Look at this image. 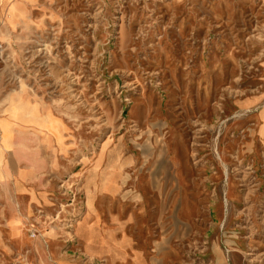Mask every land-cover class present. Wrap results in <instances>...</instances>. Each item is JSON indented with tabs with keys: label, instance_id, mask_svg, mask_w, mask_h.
<instances>
[{
	"label": "rangeland",
	"instance_id": "374dc122",
	"mask_svg": "<svg viewBox=\"0 0 264 264\" xmlns=\"http://www.w3.org/2000/svg\"><path fill=\"white\" fill-rule=\"evenodd\" d=\"M26 2L0 264H264V0Z\"/></svg>",
	"mask_w": 264,
	"mask_h": 264
},
{
	"label": "crops",
	"instance_id": "0c3cea01",
	"mask_svg": "<svg viewBox=\"0 0 264 264\" xmlns=\"http://www.w3.org/2000/svg\"><path fill=\"white\" fill-rule=\"evenodd\" d=\"M26 4V0H0V42L4 41L6 34L11 31L13 32L14 28L19 24V21L24 14ZM9 112H7L8 114L6 116L1 117L0 119L1 178L5 176L3 162L4 154L12 150H6L3 147L4 127L9 126L11 128V132L13 135L11 146L12 148H14L15 146H19L22 143L20 137L16 134V132H20V130H23L26 126L41 132L42 127L44 126L43 121L40 119V117L37 116V112L34 109H32L31 113L35 112L34 118L39 124H28L26 117H28L30 113H26L20 106H17L16 110L11 111V113L13 114L12 116H10Z\"/></svg>",
	"mask_w": 264,
	"mask_h": 264
},
{
	"label": "built area",
	"instance_id": "2783aa9c",
	"mask_svg": "<svg viewBox=\"0 0 264 264\" xmlns=\"http://www.w3.org/2000/svg\"><path fill=\"white\" fill-rule=\"evenodd\" d=\"M4 50V45L2 42H0V53Z\"/></svg>",
	"mask_w": 264,
	"mask_h": 264
},
{
	"label": "bare ground",
	"instance_id": "6f19581e",
	"mask_svg": "<svg viewBox=\"0 0 264 264\" xmlns=\"http://www.w3.org/2000/svg\"><path fill=\"white\" fill-rule=\"evenodd\" d=\"M29 119V118H28ZM38 123V122H37ZM226 168V167H225Z\"/></svg>",
	"mask_w": 264,
	"mask_h": 264
}]
</instances>
